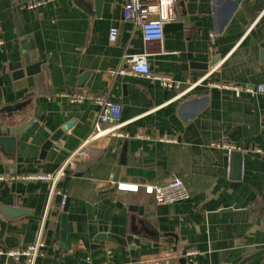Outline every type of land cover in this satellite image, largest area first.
<instances>
[{
	"label": "crops",
	"instance_id": "1",
	"mask_svg": "<svg viewBox=\"0 0 264 264\" xmlns=\"http://www.w3.org/2000/svg\"><path fill=\"white\" fill-rule=\"evenodd\" d=\"M127 1L0 0V138L22 129L15 148L0 143V264H27L9 252L38 241L34 264H242L264 251V92L216 85L264 86V0H177L180 18L152 45L124 19ZM146 50L151 71L179 87L111 74ZM39 61L33 84L14 75ZM64 90L105 93L122 105L119 123H100L98 105L70 103ZM91 133L87 161L55 185L32 178L61 169ZM227 145L242 153L240 178ZM174 176L190 193L183 202L117 189ZM245 264H264V252Z\"/></svg>",
	"mask_w": 264,
	"mask_h": 264
},
{
	"label": "built area",
	"instance_id": "2",
	"mask_svg": "<svg viewBox=\"0 0 264 264\" xmlns=\"http://www.w3.org/2000/svg\"><path fill=\"white\" fill-rule=\"evenodd\" d=\"M28 8H36L49 2V0H25ZM180 18V12L178 8L177 0H128L124 5V19L133 23L135 26L141 29L144 41L148 45H152L155 42H161L164 38L165 26L177 21ZM119 35V28L114 26L109 31V41L115 42ZM149 50L144 53L136 55L124 56L129 63V69L112 70L111 74L129 72L132 74H140L149 77L153 80H158L163 86L169 88L179 87V83L173 80L169 75L154 74L148 62ZM218 87L232 89L237 93L246 91L250 94L263 93L264 86L259 85H233L217 83ZM61 95L66 98L70 103H81L83 101H90L99 106L100 111L98 115V121L104 124L117 125L122 116V105L119 102L112 100L105 93L97 92H85L75 90H64ZM123 136V133H119ZM94 133H91L84 143L72 154L66 161L61 169L54 173L40 174L33 176L32 178L37 180H47L55 185L60 179H62L66 173V166H70L71 169H76L78 163L87 161L90 156L88 150V144L93 139ZM229 154H232L234 147L226 146ZM117 189L126 192H139L144 191L146 194L152 195L158 204H170L183 202L190 198V193L179 176H174L168 183L160 184H138L121 182L117 183ZM46 248V244L43 241L31 244L27 247L12 250L9 252L12 256L26 257L27 264H34L35 260L39 256H43V250ZM196 251L190 250L188 254H195ZM109 264V263H107Z\"/></svg>",
	"mask_w": 264,
	"mask_h": 264
},
{
	"label": "water",
	"instance_id": "3",
	"mask_svg": "<svg viewBox=\"0 0 264 264\" xmlns=\"http://www.w3.org/2000/svg\"><path fill=\"white\" fill-rule=\"evenodd\" d=\"M102 0H96V6L100 10ZM219 58L214 57L211 64L212 68L217 64ZM41 65L42 62H35V63H30L26 64L24 67L18 69L14 75L16 78H23L26 77L28 80L29 84H33L34 76L38 74L41 71ZM19 108V105L12 106L11 109H17ZM14 120H17V118H13ZM74 124V121H71L65 125H63L52 137L49 141L46 142L44 149H48L49 146L54 142L57 141L66 131H68ZM7 129L6 134L0 138V143L4 145V147H11L15 148L16 144V137H14L15 133H20L21 132V127L18 129ZM23 128V127H22ZM12 136V137H11ZM242 167H243V159H242V153L240 151H233L232 152V170L233 174L236 178H240L242 175ZM117 180V177L115 178ZM64 209L63 213L61 215V245L64 247V241L66 240V234H67V210H68V205H69V199H65L64 202ZM131 210L139 211L140 208L136 205H133L130 207ZM147 226H149L147 224ZM111 241H115L117 243L125 244V241L119 237H116L114 235L108 234L107 237H105ZM264 251H260L257 253H254L252 255H249L246 257L243 261L242 264L247 263L250 260H253L256 257H259Z\"/></svg>",
	"mask_w": 264,
	"mask_h": 264
}]
</instances>
